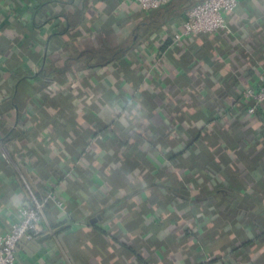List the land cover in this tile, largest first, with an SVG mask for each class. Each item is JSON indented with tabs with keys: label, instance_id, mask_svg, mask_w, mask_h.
<instances>
[{
	"label": "crops",
	"instance_id": "1",
	"mask_svg": "<svg viewBox=\"0 0 264 264\" xmlns=\"http://www.w3.org/2000/svg\"><path fill=\"white\" fill-rule=\"evenodd\" d=\"M204 1L156 24L134 2L0 0V227L30 191L64 203L17 264H264V104L243 97L264 0L172 47ZM179 87L206 103L175 112Z\"/></svg>",
	"mask_w": 264,
	"mask_h": 264
},
{
	"label": "built area",
	"instance_id": "2",
	"mask_svg": "<svg viewBox=\"0 0 264 264\" xmlns=\"http://www.w3.org/2000/svg\"><path fill=\"white\" fill-rule=\"evenodd\" d=\"M136 3L142 11L148 12L160 9L173 0H121ZM239 0H205L190 9L183 20L180 31L172 38V47L182 46L197 34L213 35L220 31L227 32L226 16L233 14L239 6ZM243 97L250 101L247 113L254 115L264 104V76L257 87L251 86L244 90ZM6 158V156H5ZM54 204L63 209L64 203L50 192L43 201L34 196L31 191L27 204L16 209L15 221L9 230L0 227V264H17V249L22 241L34 242L42 232L45 221V206Z\"/></svg>",
	"mask_w": 264,
	"mask_h": 264
},
{
	"label": "trees",
	"instance_id": "3",
	"mask_svg": "<svg viewBox=\"0 0 264 264\" xmlns=\"http://www.w3.org/2000/svg\"><path fill=\"white\" fill-rule=\"evenodd\" d=\"M189 4H190V0H173L169 4L161 7L160 9L154 10V11L159 12L157 14V22H156V24H159L161 22L160 21L161 19H163V20L166 21L169 17L174 16V15H176V16L178 15L180 17L181 14L183 13L182 12L183 9H186V8H189L190 7ZM150 25L151 24H149V26ZM213 35H215V34H213ZM213 35H204V36H206L207 37V40H208ZM184 46L186 47V45H184ZM193 89H194V87H193ZM194 90H195V94H196L195 97H193V96L189 97L188 96V98L187 97L184 98L186 93L182 92L183 90H181V88L179 87L178 94L180 95V98H177V100H176L177 102H176V106H175V112L181 113L183 110H185L186 106L188 105L187 102H189L190 100H192L193 101V104L196 105V106L202 105V104H205L206 103V99H202L201 100L200 99V96H199L200 95L199 92H197L196 89H194ZM224 97L222 98L223 101L226 100V98H224ZM170 109L171 108H168V107L166 108L167 111H169ZM212 173H213L212 175L214 177V174L215 173L214 172H212ZM212 175L210 176L211 178H212ZM44 198H45V196L44 197L42 196V197H39L38 199L41 200V201H43ZM47 205L45 206V208L47 207Z\"/></svg>",
	"mask_w": 264,
	"mask_h": 264
}]
</instances>
